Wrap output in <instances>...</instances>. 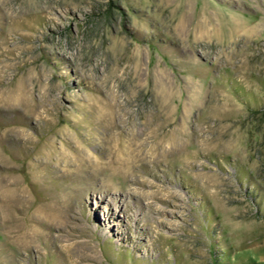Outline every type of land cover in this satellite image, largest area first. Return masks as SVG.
<instances>
[{
  "label": "rangeland",
  "instance_id": "1",
  "mask_svg": "<svg viewBox=\"0 0 264 264\" xmlns=\"http://www.w3.org/2000/svg\"><path fill=\"white\" fill-rule=\"evenodd\" d=\"M0 264H264V0H0Z\"/></svg>",
  "mask_w": 264,
  "mask_h": 264
},
{
  "label": "bare ground",
  "instance_id": "2",
  "mask_svg": "<svg viewBox=\"0 0 264 264\" xmlns=\"http://www.w3.org/2000/svg\"><path fill=\"white\" fill-rule=\"evenodd\" d=\"M203 20V19H202ZM200 21L199 22V26L198 27H203V21ZM187 20H184V19H180V22L178 23V27L180 28V29H184L185 27H186V25L188 24V22H186ZM178 28V29H179ZM200 33L201 34H203V35H205L206 36V34H207V31L203 28L201 31H200ZM159 112H161V111H159ZM161 123V122H160ZM158 124V125H156L154 128H153V130L151 131V136L155 139V140H159V143H161V141L162 140H164L165 139V137H169V138H172V141H173V139L174 138H177L178 139V136H181V135H183V134H185L184 132H181V131H179V130H177L176 128H172L171 130H168V131H162V129H163V124ZM157 124V123H156ZM150 136V137H151ZM177 139H175V142L177 141ZM174 143V142H173ZM173 146V145H172ZM176 146V145H175ZM174 146V147H175ZM174 147H172V148H174ZM133 149H135V148H133ZM139 149V148H138ZM135 151V150H134ZM114 163V165H115V168H113L112 167V165H111V168H113L114 169V171H118V170H120L121 169V167L124 165L121 161H119V160H116V161H113ZM126 168V167H125ZM125 170V169H124ZM136 182V181H135ZM138 182V181H137ZM142 183H143V181H141ZM141 182H139L138 184H140ZM137 184V183H136ZM141 185V184H140ZM149 185V184H148ZM142 186H143V184H142ZM141 186V187H142ZM148 187V186H147ZM155 187V186H154ZM151 188V187H150ZM153 188V187H152Z\"/></svg>",
  "mask_w": 264,
  "mask_h": 264
}]
</instances>
